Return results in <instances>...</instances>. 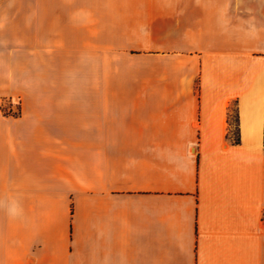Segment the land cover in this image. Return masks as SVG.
<instances>
[{"label":"crops","instance_id":"crops-1","mask_svg":"<svg viewBox=\"0 0 264 264\" xmlns=\"http://www.w3.org/2000/svg\"><path fill=\"white\" fill-rule=\"evenodd\" d=\"M0 264H264V0H0Z\"/></svg>","mask_w":264,"mask_h":264},{"label":"rangeland","instance_id":"rangeland-1","mask_svg":"<svg viewBox=\"0 0 264 264\" xmlns=\"http://www.w3.org/2000/svg\"><path fill=\"white\" fill-rule=\"evenodd\" d=\"M2 110L7 119L17 117L20 114L19 100L16 98L5 99L2 103Z\"/></svg>","mask_w":264,"mask_h":264}]
</instances>
